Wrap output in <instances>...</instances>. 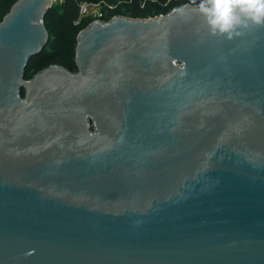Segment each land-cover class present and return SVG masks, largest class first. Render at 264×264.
I'll return each instance as SVG.
<instances>
[{"label":"water","instance_id":"95a60500","mask_svg":"<svg viewBox=\"0 0 264 264\" xmlns=\"http://www.w3.org/2000/svg\"><path fill=\"white\" fill-rule=\"evenodd\" d=\"M53 1L0 22V264H264V27L116 14L26 78Z\"/></svg>","mask_w":264,"mask_h":264},{"label":"trees","instance_id":"16d2710c","mask_svg":"<svg viewBox=\"0 0 264 264\" xmlns=\"http://www.w3.org/2000/svg\"><path fill=\"white\" fill-rule=\"evenodd\" d=\"M17 0H0V22ZM81 1L104 4V18L110 19L116 14L128 17L146 18L169 11L191 0H59L53 1L44 16L49 31L48 41L42 51L33 55L26 68V78H30L40 69L58 63L70 70H77L75 61L77 37L93 17L80 19ZM199 3V0H197ZM113 6V7H112ZM79 21V22H78Z\"/></svg>","mask_w":264,"mask_h":264},{"label":"clouds","instance_id":"9594fccd","mask_svg":"<svg viewBox=\"0 0 264 264\" xmlns=\"http://www.w3.org/2000/svg\"><path fill=\"white\" fill-rule=\"evenodd\" d=\"M196 11L203 17L210 33L231 40L252 26L264 27V0H191ZM189 5L172 9V13L185 16Z\"/></svg>","mask_w":264,"mask_h":264},{"label":"built area","instance_id":"2783aa9c","mask_svg":"<svg viewBox=\"0 0 264 264\" xmlns=\"http://www.w3.org/2000/svg\"><path fill=\"white\" fill-rule=\"evenodd\" d=\"M98 4H101V3L100 2L81 1L79 3V5H80V19L82 17H84L86 15V13H88L92 9V7H95ZM91 16L93 17V20H95V19H102V20H104L105 19L104 18V12H103L102 9H95L93 11V13L91 14Z\"/></svg>","mask_w":264,"mask_h":264},{"label":"rangeland","instance_id":"374dc122","mask_svg":"<svg viewBox=\"0 0 264 264\" xmlns=\"http://www.w3.org/2000/svg\"><path fill=\"white\" fill-rule=\"evenodd\" d=\"M54 1H59V0H54ZM113 7V6H112ZM103 8H104V4L103 3H101V4H98V5H96L95 7H92V9L88 12V13H86V17H90L91 16V14L93 13V11L95 10V9H102L103 10ZM79 22V21H78Z\"/></svg>","mask_w":264,"mask_h":264}]
</instances>
